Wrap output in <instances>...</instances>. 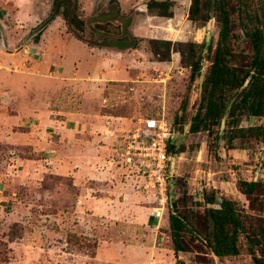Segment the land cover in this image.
Here are the masks:
<instances>
[{
	"label": "rangeland",
	"instance_id": "374dc122",
	"mask_svg": "<svg viewBox=\"0 0 264 264\" xmlns=\"http://www.w3.org/2000/svg\"><path fill=\"white\" fill-rule=\"evenodd\" d=\"M148 1L123 0L122 5L123 8L128 9L146 5ZM171 1L173 2L170 8L171 18L174 19L172 26L167 22L168 19L157 21L153 20L152 16L146 17L143 12L137 13L132 34L142 41L135 50L124 51L122 55H109L121 62L118 67L121 75L114 85L107 87L104 98L103 89L99 95L100 92L95 88L84 89L73 86L63 87L59 94L62 111L88 109L91 112L90 116L104 111L116 116L110 117L118 118L116 130L109 136L111 142L107 161L114 172L119 173L121 182L125 184L128 182L129 190L133 193L138 191L135 195L142 196L138 203L142 208L148 206L152 209L151 216L155 223L149 228H144L125 219L109 221L98 217H87V213L78 216L66 212L68 198L74 191L69 180L70 165L66 163L64 168L58 169L59 174H57L52 169V164H46L37 152L32 151V148L9 145L2 139L0 140V241L5 242L10 250L7 264H73L72 257L68 254L78 253L79 245H87L82 249L83 254L90 253L92 244L98 239L133 243L139 240L145 242L158 234L160 246L166 245L168 243L165 233L167 209L172 202L176 203L180 199L183 190L189 197L184 203V211L188 219L190 215L194 216L193 220L198 224L202 221L203 209L208 207L202 201L203 195L209 193L213 194L218 202L221 197L231 200L241 216L264 215V167L262 166L264 147L250 144L238 146L232 153H227L225 142L220 138L224 126L218 129L217 134L206 132L190 134L187 131L189 118L196 110L200 95L198 78L192 84L188 83V69L179 65L178 53H171L166 62H155L149 53L147 39L149 37L158 39L161 33H166L165 29L168 30L171 42L209 43L210 53L207 56L204 50L201 53L200 73L204 77L209 65L208 58L211 57L217 39L218 25L214 18L201 28L188 24L185 15L190 0ZM0 2L4 3L3 6L10 13V16L0 17L10 49L0 50L6 59H14L30 49L24 46L18 52L16 48L19 41H23L22 39L29 33L27 30L37 26L50 14L52 0H48L46 9L42 8L44 11L33 5V21L20 18L21 15L25 16L23 12L30 11L29 6L24 8L18 0H0ZM232 5L230 22L233 25L231 32L236 38L235 46L237 50L246 52L248 43L243 38L242 32L247 24L238 17L235 2H232ZM79 6L80 16L84 17V21L88 24L94 11L97 12L102 7V3L97 4L94 11H91L92 7L86 0H79ZM210 6L211 1L209 12ZM126 12L120 14L118 12L117 15L123 18ZM43 14L44 18H41ZM55 22L56 20L51 26ZM99 22L92 24L93 27L105 28L111 35L115 34L117 27L123 25L121 20L118 24L113 22L110 24L104 20H101L102 24ZM154 22L157 23V28L154 27ZM84 36L91 38L89 34ZM105 39H108V36ZM11 69L15 72L19 71V68L11 67ZM11 75L0 70V82ZM4 98L5 94H3ZM3 101L0 102V113H5L9 108ZM181 102L184 103V112L174 122L173 116L176 115L178 118L180 115ZM81 114L86 115L84 112ZM147 117L163 118L169 123L172 144L178 149V153L169 154L172 173L171 175L168 173L166 180V201L163 208L159 204L160 195L157 191L145 188V180L137 173L136 168L124 165L118 158L125 134L140 127L142 120ZM96 119L91 117L87 121L100 124L101 122H97ZM261 122L262 119H249L242 121L241 126L246 127ZM72 140L71 135L63 137L64 142L60 151L65 156L75 155L79 149L72 147L74 144ZM70 148L73 151H70ZM84 149L86 150V147ZM95 169L98 171L100 167L96 165ZM237 180L258 181L261 187L247 200L240 193ZM53 206L58 208L59 212ZM212 207L217 208L218 205L214 204ZM178 208H181L180 204ZM8 234L18 238L9 241ZM71 235L78 239V247L65 243L66 237ZM183 241L185 251L179 252L177 257L184 264H251L241 237L238 240L239 254L220 260L213 256L194 234L186 233ZM159 253L163 261H158L157 264H175L171 251L159 250Z\"/></svg>",
	"mask_w": 264,
	"mask_h": 264
},
{
	"label": "crops",
	"instance_id": "0c3cea01",
	"mask_svg": "<svg viewBox=\"0 0 264 264\" xmlns=\"http://www.w3.org/2000/svg\"><path fill=\"white\" fill-rule=\"evenodd\" d=\"M77 1L79 5V0ZM86 1L92 7L91 11L96 10L97 4L102 3V7L97 11L98 15L94 11L88 24L81 16L83 34H89L91 38L100 40L106 38L93 29L92 25L98 21L102 24L101 20L106 18H110L111 23L114 24H118L119 20L123 21L122 24L127 23L129 19L126 30L132 36H134L132 32L138 12H143L146 17L151 18L147 15L143 4L125 9L122 5L123 0ZM18 2L20 5L23 4L24 8L29 6L30 9L28 12H23L25 16L21 15L20 18L31 21L34 19L33 5L43 11L42 8L46 9L48 5V0H18ZM0 3V17L10 16L7 8L3 6L4 3ZM79 10H81L80 6ZM123 11H127L126 16L120 18L117 13ZM41 18H44V14ZM152 19L157 21L168 19L170 26L174 22L173 18L152 16ZM55 20V24L51 26ZM186 22L191 24L187 19ZM153 24L157 28V23ZM0 25L2 26L1 23ZM33 28L27 31L30 32ZM165 32V34L161 33L158 39L157 37H149V39L172 40L167 29ZM4 34L9 50L10 44L5 30ZM24 38L23 41H19L16 49L19 52L20 48L28 46L30 49L24 52L25 54L14 59H6L0 50V70L12 74L8 79L0 82V102L4 100L3 102L9 106L5 113H0V140L3 139L9 145L32 148V151L39 154L41 160L46 164H52V169L57 174H59L58 169L64 168L66 163L70 165L69 180L74 191L68 198L66 212L76 215L87 213V217H98L109 221L125 219L129 223L149 228L155 223L151 216L152 209L148 206L143 208L140 206L138 201L142 196L135 195L138 191L131 192L128 182L122 183L119 173L114 172L107 161L111 142L109 136L116 130L118 118L99 113L90 116L91 112L88 109L62 111L59 105V94L65 86L95 88L100 95L107 83L115 82L121 75L118 71L121 62L109 55H122L124 51L135 49L103 48L92 45L91 38L80 40L68 30L59 16H54L36 36L27 41H24ZM25 42L28 43L23 45ZM0 49L5 50L2 47ZM11 67L19 68V71H12ZM3 94H5L4 99ZM82 112L86 115H82ZM91 117H96V121L101 123L98 125L89 123L87 120ZM69 135L73 137L72 147L81 150L78 149L75 155L65 156L60 149L64 142L63 137ZM21 138L23 140H20ZM71 148L70 151H73ZM96 165L100 170L95 169ZM54 209L59 212L58 208L54 207ZM159 250L167 249L155 246V237L145 242L139 240L133 243L98 239L92 258L81 253L65 254L72 257L73 264H157L158 261H163Z\"/></svg>",
	"mask_w": 264,
	"mask_h": 264
},
{
	"label": "trees",
	"instance_id": "16d2710c",
	"mask_svg": "<svg viewBox=\"0 0 264 264\" xmlns=\"http://www.w3.org/2000/svg\"><path fill=\"white\" fill-rule=\"evenodd\" d=\"M211 0H190L186 19L196 28L203 27L209 21V4ZM235 2V9L240 20L246 25L242 32L243 38L248 43V50H237L236 38L231 30L230 11ZM172 1L149 0L146 5V13L150 16L171 18ZM214 14L212 18L218 25L217 39L209 59V65L205 71L201 84V92L197 101V107L189 118L188 132L196 134L206 132L217 134L223 120L222 137L227 153H232L238 146L259 144L264 147V39L262 26V8L264 0H213ZM51 13L59 16L68 30L80 40L88 39L83 34V21L77 0H52ZM1 16V13H0ZM107 23L110 18L104 19ZM123 23L112 37L105 28L93 27L101 36L108 39L91 38V44L103 48H115L118 50L137 49L142 39L132 36L126 30ZM148 50L155 62H166L171 53H178L179 65L188 69L187 81L192 84L200 75L201 53L204 50L206 56L211 51L209 43L201 42H171L166 40L147 39ZM105 85L102 97L108 86ZM180 115L184 112V103L179 105ZM103 116H114L110 113L99 112ZM116 117V116H114ZM148 118V117H147ZM249 119H262L256 125L242 127L241 123ZM216 137V136H215ZM217 138V137H216ZM167 153L176 154L178 149L172 142H167ZM264 167V164H262ZM237 186L247 200L261 186L258 181L237 180ZM189 197L185 190L181 192L180 199L172 202L167 209V234L168 243L161 245L159 235L155 236V246L170 250L175 264H184L177 254L184 252V235L194 234L204 243L208 251L217 259L234 257L239 254L238 240L242 238L244 250L250 256L251 264H264V215L255 217L241 216L234 203L224 197L218 202L216 197L209 193L203 195V203L208 205L202 211V221L198 224L193 220L194 216H188L184 211V203ZM180 204L181 208H178ZM217 204L214 208L212 205ZM248 218V220H246ZM18 236H10L12 241ZM65 243L78 247V239L71 235L66 237ZM83 244V243H81ZM79 245L78 253L83 254L82 249L87 245ZM96 242L92 244V251L86 253L93 257ZM82 251V252H81ZM10 250L7 244L0 241V264L8 263Z\"/></svg>",
	"mask_w": 264,
	"mask_h": 264
},
{
	"label": "built area",
	"instance_id": "2783aa9c",
	"mask_svg": "<svg viewBox=\"0 0 264 264\" xmlns=\"http://www.w3.org/2000/svg\"><path fill=\"white\" fill-rule=\"evenodd\" d=\"M170 137L169 123L163 118L148 117L142 120L140 127L125 134L118 154L124 165L136 168L137 173L144 178L145 188L157 191L161 208L166 201L170 160L167 142Z\"/></svg>",
	"mask_w": 264,
	"mask_h": 264
},
{
	"label": "water",
	"instance_id": "95a60500",
	"mask_svg": "<svg viewBox=\"0 0 264 264\" xmlns=\"http://www.w3.org/2000/svg\"><path fill=\"white\" fill-rule=\"evenodd\" d=\"M143 8H145V6H143ZM212 9H213V0H211V6H210V12H209V16L210 19H212ZM262 26H263V39H264V6L262 8ZM55 14L51 13L49 15V17H47L46 19H44L39 25H37L35 28H33L24 38V41H27L29 39H31L32 37L36 36L42 29L45 28V26L52 21V19L54 18ZM209 19V20H210ZM0 46L7 50V43L5 40V34H4V30L2 28V26L0 25ZM203 81V74L200 73V75L198 76V82H199V94L201 92V84ZM200 96V95H199ZM190 123L188 124V128L187 131L189 129ZM223 126V120L221 121V127ZM173 138L170 137L169 141L172 142ZM172 173V162L171 160H169V175H171Z\"/></svg>",
	"mask_w": 264,
	"mask_h": 264
}]
</instances>
